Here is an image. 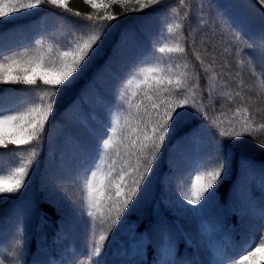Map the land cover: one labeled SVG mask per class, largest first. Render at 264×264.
Instances as JSON below:
<instances>
[{
  "label": "trees",
  "instance_id": "trees-1",
  "mask_svg": "<svg viewBox=\"0 0 264 264\" xmlns=\"http://www.w3.org/2000/svg\"><path fill=\"white\" fill-rule=\"evenodd\" d=\"M69 5L74 12L86 14L92 11L84 0H69ZM122 11L119 5L111 8L119 18L111 22L100 57L73 86L58 95L42 148L31 145L19 149V155L27 158L32 147H36L38 166L20 193L0 194L3 197L0 198V256L5 259V264H79V260L95 264L94 260L88 262L87 257L78 258L73 254L82 251L89 242L79 217L86 165L80 163L82 156L78 146L91 143L93 134L99 133L108 122L109 110L116 103L115 93L119 86L116 77H130L133 69L138 71L137 64L142 56L146 57L153 48L164 44L171 46L181 36L186 48L184 55L157 53L152 62L161 66L178 63L182 66L180 70L199 74L200 88L212 87L213 97L219 100L214 105L215 113L210 114L214 118L216 114H223L219 116L222 128H229V121L235 122L233 112L236 107L250 106L257 126L256 139L245 137L232 146L231 171L227 176L222 174L221 182H218L220 207L198 216L179 210L175 201L178 193L187 187L197 155L202 150L210 153L215 138L207 129L200 130L195 137L188 135L198 127V119L178 128L165 141L154 165L155 176L150 189L130 213L126 212L127 224L123 227L118 224L112 230L103 259L106 264H137L142 258L146 264H152L158 253L151 247L134 251L133 245L140 234L155 238L154 233L146 232V229L156 224L158 216L166 217L174 228L190 237L186 242V236L178 233L175 251L177 259L193 264H210L213 260L215 253L208 240L218 228L224 237L227 232L233 234L230 262L242 253L238 251V238H246L253 228L257 229L256 238L264 231V221L258 216L246 217L242 225L239 215L227 211L235 187L241 186L247 175L257 177L250 184L256 212L260 201L264 200V190L258 179L259 167L264 163V146L257 142L264 139V129L258 127L264 123V73L257 67L258 59L264 55V47L258 40L253 45L257 58L254 61L253 53L246 47L253 41L243 37L234 27V22L240 23L258 38L264 30V5L259 0H184L183 4L179 0H161L160 4L142 12L121 15ZM87 23L82 17L51 5H41L11 19L0 18V52L11 55L25 49L35 50L40 41L45 47L50 43L63 46ZM169 23H180L182 28L174 35L165 34ZM236 34L243 40L237 41ZM193 50L199 53L203 65L197 61ZM207 65L211 68L204 73L203 68ZM34 71L39 73L42 69L35 68ZM23 87L0 86L5 109L17 108L25 99V94L20 91ZM204 100L207 104V97ZM117 114L122 118L126 115L119 110ZM10 131L15 132V129L10 128ZM9 149L16 151L12 145ZM245 161L254 162L253 167H246ZM0 166L5 171L18 166L12 152L0 148ZM105 228L106 225L97 221L95 236L98 237ZM18 239L23 241L19 247L16 246ZM70 244L73 245L71 249ZM65 252L68 257L57 260ZM255 261L264 264L257 253Z\"/></svg>",
  "mask_w": 264,
  "mask_h": 264
},
{
  "label": "snow or ice",
  "instance_id": "snow-or-ice-1",
  "mask_svg": "<svg viewBox=\"0 0 264 264\" xmlns=\"http://www.w3.org/2000/svg\"><path fill=\"white\" fill-rule=\"evenodd\" d=\"M84 2L90 6L91 12H74L69 0H0V18L11 19L16 14L22 15L41 5H51L88 22L79 34H74L63 46L50 43L45 47L43 41H40L35 50L25 49L11 55L0 52V86H24L20 91L25 94V99L17 108L5 109L4 101L0 98V148L12 152L18 164L7 171L0 166V194H16L26 188L31 173L35 166H38L35 159L37 151L36 147H32L28 157L24 158L19 155V149L31 145L42 148L46 126L58 95L73 86L102 53L104 40L112 27L111 22L119 18L111 12V8L119 5L123 9L120 14L124 15L128 12H142L160 4L161 0ZM179 2L183 4L184 0ZM259 3L264 5V0H259ZM234 27L239 29L243 37L253 41V44L246 47L253 53L252 59L257 61L253 45L258 40L264 47V30L257 38L240 23L234 22ZM181 28L180 23H169L165 34L174 35L176 30ZM243 37L236 34L237 41H242ZM193 51L197 61L203 65L204 61L200 59L199 53ZM157 53L184 55L186 48L183 36L171 46L164 44L153 48L146 57L142 56L137 64L138 71L133 69L130 77H116L119 84L115 93L116 103L109 110L108 122L99 133L93 134L91 143L86 142L78 146L82 156L80 163L86 165L82 181L83 207L79 210V217L89 242L82 251L73 254L78 258L87 257L88 262L94 260L95 264H106L103 256L107 254L106 245L110 243L112 230L118 224L121 227L127 224L126 212L130 213L150 189L155 176L154 165L165 141L178 128L198 119V127L192 129L188 135L195 137L200 130L207 129L215 138V146L210 153L202 150L197 155L187 187L178 193V199L175 201V207L179 210L198 216L209 209L220 207L217 198L218 182H221L222 174L227 176L231 171L234 155L232 146L239 144L245 137L256 139L257 126L250 106L241 104L236 107L233 112L235 122L229 121L231 126L227 129L220 127L219 116L223 114H216V118L210 114L215 113L214 105L219 102L213 97V88L201 89L199 74L193 75L186 70H180L182 66L178 63L163 66L153 63L152 59ZM143 63L150 66H139ZM257 67L264 73V55L258 59ZM35 68L42 71L37 73ZM209 68L211 65L204 67L203 72L207 73ZM205 79H208L207 76ZM219 95L218 92L217 96ZM205 97L208 99L207 104ZM118 110L126 115L122 118L117 114ZM258 127L264 129V123ZM10 128H14L15 132L10 131ZM257 142L264 146V139ZM10 145L14 146L16 151L9 149ZM253 163L245 161L248 168H252ZM256 179L254 175H247L244 183L235 187L233 201L227 209L229 213L240 216L242 225L245 218L250 216H258L264 221V200L260 201L259 211L256 212V202L250 190L251 182ZM258 179L261 189L264 190V163L259 167ZM0 198H3L2 195ZM97 221L106 225L98 237L94 233ZM204 227L206 228V225ZM146 232H152L155 236H148L144 242V234H140L141 246L145 249L151 247L158 253L152 264H193L176 258L177 234L185 235L186 242L190 237L180 233L166 217L158 216L156 224L146 229ZM208 243L215 253L210 264H259L255 257L258 251L264 249V231L244 245V251L238 259L231 262V236L224 237L218 228L216 233L209 235ZM22 244V240L16 241L17 247ZM0 264H5L2 256ZM79 264H85V261L79 260ZM137 264L146 262L141 258Z\"/></svg>",
  "mask_w": 264,
  "mask_h": 264
},
{
  "label": "rangeland",
  "instance_id": "rangeland-1",
  "mask_svg": "<svg viewBox=\"0 0 264 264\" xmlns=\"http://www.w3.org/2000/svg\"><path fill=\"white\" fill-rule=\"evenodd\" d=\"M141 242V241H140ZM145 242V239H144ZM136 247V246H135ZM257 254L260 256V258L264 261V249H261L260 251L257 252Z\"/></svg>",
  "mask_w": 264,
  "mask_h": 264
}]
</instances>
